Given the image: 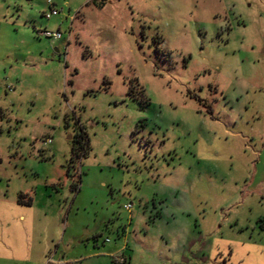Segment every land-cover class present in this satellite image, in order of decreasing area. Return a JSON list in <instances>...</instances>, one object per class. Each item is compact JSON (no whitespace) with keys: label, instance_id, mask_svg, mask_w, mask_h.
I'll return each mask as SVG.
<instances>
[{"label":"rangeland","instance_id":"rangeland-1","mask_svg":"<svg viewBox=\"0 0 264 264\" xmlns=\"http://www.w3.org/2000/svg\"><path fill=\"white\" fill-rule=\"evenodd\" d=\"M124 257L264 264V0H0V264Z\"/></svg>","mask_w":264,"mask_h":264},{"label":"built area","instance_id":"built-area-1","mask_svg":"<svg viewBox=\"0 0 264 264\" xmlns=\"http://www.w3.org/2000/svg\"><path fill=\"white\" fill-rule=\"evenodd\" d=\"M47 5H48V7H50V10L44 14V17L48 20L53 16H57L58 13L56 12V10L54 9V7L52 6V4L49 1L47 2ZM40 36L45 38L46 40H48L51 45L55 44L56 42H58L59 40L62 39V35L59 32L53 33V32H48V31H41ZM124 208L127 211L131 210L130 205H126V206H124ZM118 262H119V264H123V263H125V260L124 259H118Z\"/></svg>","mask_w":264,"mask_h":264},{"label":"crops","instance_id":"crops-1","mask_svg":"<svg viewBox=\"0 0 264 264\" xmlns=\"http://www.w3.org/2000/svg\"><path fill=\"white\" fill-rule=\"evenodd\" d=\"M53 45H55V44H53ZM52 45V46H53ZM122 250H123V248H122ZM124 252V251H123ZM125 258V257H124ZM127 259L125 258V261H126ZM65 262H63L62 264H78V263H80L82 260H74V261H72V260H64ZM60 262H62V261H60Z\"/></svg>","mask_w":264,"mask_h":264},{"label":"trees","instance_id":"trees-1","mask_svg":"<svg viewBox=\"0 0 264 264\" xmlns=\"http://www.w3.org/2000/svg\"><path fill=\"white\" fill-rule=\"evenodd\" d=\"M73 161V160H72ZM70 168V166H68V169ZM68 173V172H67ZM73 190H75L76 191V188H75V186H73ZM30 203L28 202V203H26V205H29ZM115 263H117V260H115L114 261Z\"/></svg>","mask_w":264,"mask_h":264}]
</instances>
